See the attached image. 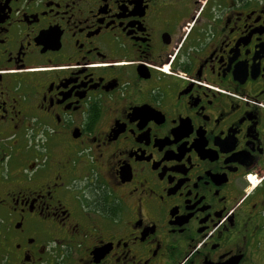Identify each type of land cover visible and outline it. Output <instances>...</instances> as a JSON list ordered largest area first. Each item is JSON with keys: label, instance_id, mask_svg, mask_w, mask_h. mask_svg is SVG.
<instances>
[{"label": "flooded vegetation", "instance_id": "flooded-vegetation-1", "mask_svg": "<svg viewBox=\"0 0 264 264\" xmlns=\"http://www.w3.org/2000/svg\"><path fill=\"white\" fill-rule=\"evenodd\" d=\"M0 264H264V0H0Z\"/></svg>", "mask_w": 264, "mask_h": 264}]
</instances>
